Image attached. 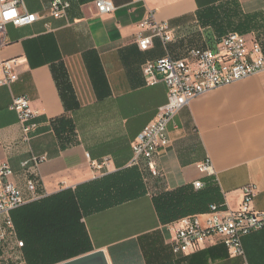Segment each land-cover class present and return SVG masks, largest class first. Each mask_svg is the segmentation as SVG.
<instances>
[{"label":"crops","instance_id":"1","mask_svg":"<svg viewBox=\"0 0 264 264\" xmlns=\"http://www.w3.org/2000/svg\"><path fill=\"white\" fill-rule=\"evenodd\" d=\"M110 1L114 9L106 14L97 12L95 0H70L66 18L6 25L0 62L16 58L18 77L10 85H0V162L13 171L11 180L27 200L22 206L64 190L74 192L77 186L128 167L131 143L166 101L159 74L156 84L146 83L145 62L163 56L183 58L193 47L215 48L230 31L260 42L264 50V0ZM24 2L32 12L48 5L47 0ZM149 11L156 21L168 24L172 40L163 43L153 36L152 46L142 51L136 42L138 24ZM22 95L39 112L27 141L10 109L13 97ZM67 97L70 105L76 104L70 109ZM167 135L170 144L156 154L159 174L151 177L135 167L141 193L80 214L89 251L64 259L42 252L52 245L43 235L48 231L30 217L24 221L31 222L32 231L23 224L21 215L36 214L25 207L10 213L23 246L10 242L8 249L0 248V264H59L97 250L104 252L108 264H264V228L242 237L243 256L231 255L216 237L187 253H174L179 218L162 222L153 201L182 188L213 191L206 209L188 214L203 218L212 203L237 209L242 188L252 184L256 187L252 207L264 211V70L192 99L169 124ZM104 157L111 161L108 171L91 166ZM207 159L214 175L197 168ZM28 179L36 183L35 199L27 189ZM195 181L202 187L196 189ZM18 254L23 262H17Z\"/></svg>","mask_w":264,"mask_h":264},{"label":"built area","instance_id":"2","mask_svg":"<svg viewBox=\"0 0 264 264\" xmlns=\"http://www.w3.org/2000/svg\"><path fill=\"white\" fill-rule=\"evenodd\" d=\"M94 3L100 14L110 13L114 9L110 0H95ZM47 4L42 11L32 12L27 9L24 0H0V46L7 43V24L20 27L47 17L63 19L67 17L71 6L70 0H47ZM44 25L48 30L51 28L47 21ZM138 27L140 31L136 42L142 51L152 46L153 36L160 37L163 43L172 40L168 24L156 21L153 11L147 12ZM143 30L149 33L144 34ZM16 64V58L0 62V85H10L17 80ZM262 70L264 50L260 42L234 31L223 35L215 48L193 47L183 58L163 56L145 62L142 71L146 83L150 86L156 84L159 74L167 89L166 101L158 108L155 118L144 126L131 143L132 157L128 167L140 168L147 175L156 177L159 174L156 154L170 144L168 126L176 114L195 97ZM10 109L16 112L21 124L22 139L27 141L29 133L36 127L35 119L39 112L31 106L25 95L13 97ZM43 159L35 158V162ZM110 162L108 157H104L91 162V166L96 170L108 171ZM197 168L210 176L215 173L209 159L198 163ZM12 174L10 166L0 162V248L7 249L10 242H14L17 248L23 246V241L17 238L10 213L27 202L11 180ZM194 187L201 188V181H195ZM27 189L32 199L38 197L34 180H27ZM255 193L256 187L247 184L242 188V201L235 210L226 207L224 202L212 203L203 218L200 215L180 217L172 243L173 252L187 253L216 237L231 255L243 256L242 237L253 230L264 228V211H256L252 207ZM16 260L18 263L23 262L22 254H18Z\"/></svg>","mask_w":264,"mask_h":264},{"label":"trees","instance_id":"3","mask_svg":"<svg viewBox=\"0 0 264 264\" xmlns=\"http://www.w3.org/2000/svg\"><path fill=\"white\" fill-rule=\"evenodd\" d=\"M69 102L70 99L67 97L65 103L68 109L76 105L75 103L70 105ZM68 131L74 134V127L69 125ZM141 192L142 184L137 169L127 167L77 186L74 192L64 190L56 195L44 197L38 200L39 202L34 201L28 206L19 207L17 210H23L25 207H28V210L35 209L34 218H32V213L30 216L28 213L21 215L23 224L30 225L31 231V222L43 224L48 231L43 234L46 235V244L51 242L52 245L50 250L42 249V252L48 250V256L54 253L60 259H64L90 250L83 226L79 223L81 213L84 215L104 209L134 198ZM212 193L213 191L209 193V190L193 193L182 188L159 195L153 201L160 220L166 223L187 216L195 210L203 211L208 207L210 197L214 195ZM29 217L31 222H26ZM24 218L27 219L24 221ZM23 224L20 222L19 225L23 228L25 227V225L22 226Z\"/></svg>","mask_w":264,"mask_h":264},{"label":"water","instance_id":"4","mask_svg":"<svg viewBox=\"0 0 264 264\" xmlns=\"http://www.w3.org/2000/svg\"><path fill=\"white\" fill-rule=\"evenodd\" d=\"M59 264H108V262L104 252L102 250H97Z\"/></svg>","mask_w":264,"mask_h":264},{"label":"rangeland","instance_id":"5","mask_svg":"<svg viewBox=\"0 0 264 264\" xmlns=\"http://www.w3.org/2000/svg\"><path fill=\"white\" fill-rule=\"evenodd\" d=\"M26 3H27V0H25ZM78 122V129L80 130V121H77Z\"/></svg>","mask_w":264,"mask_h":264}]
</instances>
